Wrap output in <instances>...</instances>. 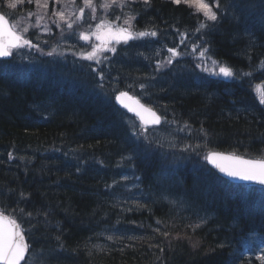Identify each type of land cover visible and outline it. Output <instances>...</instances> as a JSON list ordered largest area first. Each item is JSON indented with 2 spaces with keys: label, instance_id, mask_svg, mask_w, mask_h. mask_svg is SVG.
I'll use <instances>...</instances> for the list:
<instances>
[{
  "label": "trees",
  "instance_id": "trees-1",
  "mask_svg": "<svg viewBox=\"0 0 264 264\" xmlns=\"http://www.w3.org/2000/svg\"><path fill=\"white\" fill-rule=\"evenodd\" d=\"M232 2L241 11L240 1ZM152 4L140 14L154 26L138 31H157L176 47L181 28L193 22L181 4ZM245 5L257 13L254 19L238 27L233 18L220 17L209 26L216 38L203 36L211 54L239 69L245 68L234 57L243 55L239 44L264 56L255 34L264 0ZM189 35L194 43L195 34ZM129 50L123 51L127 65L133 63ZM177 58L144 74L120 64L97 71L52 63L17 70L0 62V209L28 230L29 264H262L256 250L264 246V188L231 184L203 157L210 150L264 157V105L257 90L264 89V70L231 68L234 78L217 81L195 70L185 54ZM121 91L149 95L144 101L157 106L171 124L161 128L169 132L137 140V121L115 103ZM177 133L185 141L175 150ZM185 145L190 149L181 151ZM201 221L195 231L190 227ZM157 227L169 237L154 232Z\"/></svg>",
  "mask_w": 264,
  "mask_h": 264
},
{
  "label": "snow or ice",
  "instance_id": "snow-or-ice-1",
  "mask_svg": "<svg viewBox=\"0 0 264 264\" xmlns=\"http://www.w3.org/2000/svg\"><path fill=\"white\" fill-rule=\"evenodd\" d=\"M23 0H9L8 7L10 9H15L17 5L21 4ZM33 0H28V3H32ZM60 0H57L59 3ZM72 3H76V0H70ZM127 0H110V3H105L102 7L108 8L110 4H125ZM184 3L189 7L194 8L195 13L202 14L206 20L208 21H217L219 19L218 13L222 10L221 0H214V4L210 5L209 0H172L174 4ZM35 3L39 7L47 8L48 0H35ZM86 6L91 7L92 11L95 12V7L93 6V0H84ZM143 4L145 6H151V0H143ZM226 11V9H224ZM83 12V8L80 9ZM28 15L31 17L34 14L29 12ZM54 15L60 17L61 20L64 19V12H54ZM39 19V18H38ZM116 20H120V16H116ZM135 19L134 16H128L124 19L123 25H115V21H102L101 24H97V29H100L102 26H107V40L105 37L101 35H97L96 38L98 40H102L103 48L110 50L112 52L116 51L115 47L108 48V40H114L117 44L123 42L127 44L130 40H138L144 37H156L158 35L157 31H133L134 25L132 21ZM126 25V26H125ZM59 27V24L57 25ZM68 28H73V24L69 23ZM209 27L204 20L199 21V26L196 29L197 32H200L203 29ZM31 29L28 27H24L22 29L19 28L18 25L10 23L4 14H0V59H7L13 57L19 49L24 47L29 48H37L38 45H35L31 42L30 39L26 38V34ZM180 36V44H184L186 40V33H179ZM80 38L83 40H88V36L84 33H80ZM179 47V45L177 46ZM177 47H169L167 51L171 54V56L166 57L165 61L158 62L157 70H160L162 67L166 66V64H171L173 62V58L178 55H184V53H180L177 51ZM100 50V46H93V52L87 54L84 58L88 60L95 59L96 52ZM55 51V49H53ZM193 51L198 52L200 58H206L207 60H211L213 65L217 64V61L213 60L210 56H208V49L204 48L201 45H193ZM47 55L51 56L53 53L48 52ZM156 55H161L159 51H157ZM166 62V63H165ZM99 63V61H98ZM198 68L201 67L200 64L196 65ZM259 67L264 69V60L260 62ZM205 71L208 69L205 67ZM93 71H97L93 69ZM215 74V73H212ZM220 74H222L226 78H234V71L226 66H220ZM101 78H103V74L100 73ZM243 75H250L249 73H243ZM131 87V85L129 86ZM141 89L145 86L143 84L140 85ZM257 90L260 92L259 101L262 105H264V89L261 88L260 85H257ZM122 98H127L131 103H125ZM116 100L120 102L123 107L127 108L129 112H135L136 116L139 117L141 121L140 130H135V125L133 124V136L136 137L137 140L143 136L144 140L148 141L147 126L148 125H161V123H169L162 115H158L156 111H153L150 107H146L141 104L138 99H135L128 95L127 92H120L116 96ZM135 105V106H134ZM145 113L149 114L150 119H146ZM188 127V125H185ZM184 129H180L183 131ZM150 143V141H149ZM175 147V145H172ZM162 147V145H161ZM191 146L185 145L181 151H188ZM199 148L200 146H195ZM195 151V148L192 149ZM200 153H197L199 155ZM12 158V153H9V159ZM208 164L212 165L215 169H217L220 173H223L227 177L231 179H236L244 182L256 183L259 185H264V157L252 159V158H244L242 156H238L235 154L225 155L219 152H208L204 154L203 157ZM131 159V157H128ZM123 179H127V177H123ZM23 193L21 194L23 198ZM23 209H20V212L23 213ZM30 217L32 214L27 213ZM157 225H160L162 222L157 220ZM203 221L201 223H197L195 225H190L195 231L200 228ZM27 231L22 226V223L19 221L18 217H16L12 213H8L7 210H0V264H29L30 258L32 256V245L28 242ZM154 232L164 236L165 238L169 237L170 233L167 231H161L159 227L153 229ZM181 237L177 236V239ZM108 239H112V237H108ZM129 239H137L136 237H129ZM142 239V238H141ZM190 239V237H189ZM153 245H150V247ZM192 247H199L198 242H193ZM161 252L164 251L163 248L160 249ZM262 261H264V257H260Z\"/></svg>",
  "mask_w": 264,
  "mask_h": 264
},
{
  "label": "bare ground",
  "instance_id": "bare-ground-1",
  "mask_svg": "<svg viewBox=\"0 0 264 264\" xmlns=\"http://www.w3.org/2000/svg\"><path fill=\"white\" fill-rule=\"evenodd\" d=\"M82 0H79V3H70L68 4V14L69 17L66 19V21L68 22H72V23H82L83 27H78V26H74L72 28L71 34H67L62 28L57 27L56 30L52 29L50 27V30H39L38 32V38H39V49H42V51L38 50L37 48H35L34 51H31L29 47H24L18 50V52L10 58L7 59H1L0 62H6L8 64V66L15 68L17 70H39V69H43L47 67V60L49 58H52V64L56 66V64H59V67H64L63 70H111L113 68L114 65L116 64H120V66L123 68V65L126 64L127 60H126V56H124V52H123V47H122V42L121 43H116L114 40H108V46H111L112 44H114V46L116 48H118V51L116 52L115 56L113 57L112 60H107V59H101L98 55L100 54L101 51H97L96 52V56L94 61H90L88 59H85L84 57L88 54V52L84 51L81 54L77 55V59L72 60L70 58H60L58 55H55L56 52L58 51L59 53H67L68 51H72L75 50V47H73V41H74V36L76 34H80V33H84V34H88L89 31H91V33L95 32L94 30L97 29L96 25L97 24H101L102 21H115V25H113V27H115L116 25H123V21L125 18H127L128 16H134L135 19L132 21V24L134 25V29L133 31H136L138 29H145V28H151V26H154V23L151 21H148L149 18L146 17L145 14H140V12H142V10L147 7L143 4V0H140L134 4H130L129 2H134L133 0H127V2L125 4H115V6L117 8H114L112 4H110V6L108 8L102 7V5H104L103 0L100 1H96L95 2V7H98L101 10H104L101 13H93L92 8L88 7L85 5L84 2H81ZM94 1V0H93ZM172 1V0H170ZM240 1V9L237 7V5H234V2H232V0H230L231 4H227L221 1V5H222V10L218 13L219 18L221 17L223 20H228L233 18L234 20V25L238 27L244 23V21H247L251 16L253 17V19L256 17L257 13L255 11H250L251 8L250 7H246V3H250V1L253 4H257L259 1L261 0H249V1H244V0H239ZM8 2L9 0H0V14H4L6 19L8 21L12 20V17L10 16V14H12L13 10L15 11V19L12 21L16 24H18V26H20L19 28L22 29V27H26L27 24V14L29 12L33 13L34 15L31 17H34L35 19H38L40 15L43 14V16L45 17L46 14L43 12L44 8L43 7H39L36 5L35 1L32 3H28L27 0H23V2L19 5H17V7L15 9H10L8 7ZM153 0H151V7L154 9L155 5L152 4ZM103 3V4H102ZM107 3H110V0H107ZM210 5L214 4V0H209ZM181 6H183L187 17H189L190 21H192L193 23L190 22L189 25L185 26L184 28H181L180 32L186 33V40L185 43L183 44L185 47H189L191 46V42L189 40V33L192 32L193 34H195V41L199 42L200 44H202L203 46L204 41H203V36L205 37L208 33H211V30L209 27H207L206 29L201 30L200 32H197L196 29L199 26V21L204 20V22L210 26L213 21H208L205 19V17L202 14L199 13H195L194 8L189 7L188 5L184 4L183 2L180 3ZM226 4V5H225ZM175 6L179 5V4H174ZM228 6L233 13L230 14V16L228 15V13L224 10L227 9ZM149 7V6H148ZM83 8V12L80 11V9ZM90 8V9H88ZM158 8V7H157ZM43 12V13H42ZM50 15H52V12L49 10L48 11ZM220 13L222 15H220ZM29 16V15H28ZM116 16H120L121 19L120 20H116ZM52 19V18H51ZM260 19V20H258ZM258 25L261 27L258 28L257 33L255 32V34L260 38L257 37L256 40H261L262 43V48H264V31L262 29H264V13L261 14L260 17H258ZM219 20V19H218ZM143 23L142 25L139 24ZM50 21H47V24H49ZM229 23V22H228ZM221 24V23H220ZM175 25H182V23H176ZM229 25L232 27V24L229 23ZM22 26V27H21ZM126 26V25H125ZM104 27V26H102ZM153 28V27H152ZM234 29H238L236 27L233 26ZM107 29V27H106ZM108 30V29H107ZM224 30V29H223ZM254 31V29H253ZM30 32H32V30H30L27 34H26V38L31 39L32 37L35 39L36 37L32 34H30ZM103 34L102 36L105 37V39H107V34L105 33V31L103 30ZM188 33V34H187ZM225 33V32H224ZM68 35V36H67ZM213 38H216L214 33H211ZM210 35V36H211ZM210 36H206L207 38H210ZM202 38V39H201ZM148 40V39H147ZM205 40V39H204ZM255 40V41H256ZM114 41V42H113ZM150 41V40H148ZM57 43L58 46L55 47V45L53 47H55L57 49V51H53L51 45L53 43ZM101 44L103 45V42H101ZM208 44V43H207ZM151 47H154L155 52H153L152 54L150 53L149 56H139V58H134L131 57L130 60L131 62L134 63L135 66H133V64H129L130 68H132V70H134L135 68H137L138 70H157V64L158 62L164 61L162 58V54L169 48V47H174V44H172L171 40H168V38H164L161 35H157L156 36V43L155 44H151ZM247 45L244 43L239 44V47H236L241 54V55H237L234 56L236 57V59H239L240 64L244 63L243 67L245 68H237V65H230L228 62H226L225 60L220 59L221 57L219 56H214L213 54H211V52L209 51L208 55L215 61H217L216 65H212V68L214 70H220V66H226L229 68H233V70H264L261 69L259 67L260 62L262 60H264V56L258 55L256 53H254L253 55H250L252 53V51L249 53L248 48L246 47ZM208 47L210 48V45L208 44ZM256 48H259V46L257 45ZM76 51V50H75ZM157 51H159L161 53V55H156ZM48 52H52L53 54L51 56L47 55L46 53ZM133 54V53H128ZM69 55H72L71 53H69ZM127 55V54H126ZM97 58H99V62ZM7 66V67H8ZM138 66V67H137ZM6 67V68H7ZM165 67V66H164ZM164 67H162L160 70H164ZM3 67L1 66L0 63V69H2ZM254 84L257 83V81H253Z\"/></svg>",
  "mask_w": 264,
  "mask_h": 264
},
{
  "label": "rangeland",
  "instance_id": "rangeland-1",
  "mask_svg": "<svg viewBox=\"0 0 264 264\" xmlns=\"http://www.w3.org/2000/svg\"><path fill=\"white\" fill-rule=\"evenodd\" d=\"M28 1V0H27ZM35 0H33V2H34ZM104 1V0H103ZM81 2H84V0H82ZM41 3H43V0H41ZM103 4V3H102ZM52 7V5L50 6V8ZM63 9H61L60 11H63L64 12V7H62ZM59 12V11H58ZM69 12H67V13H64V16H66L67 14H68ZM106 27L107 26H104V27H101L100 29H95L94 31L95 32H93V33H91V35L89 36V38H88V41H89V39L91 38V40H93L94 42H96L95 44H96V46H100V50L99 51H101V50H103V49H105V48H103V46H102V44H101V42H102V40H98L97 38H96V36L97 35H101L102 36V34L104 33L103 32V30L105 31V33L107 34V29H106ZM107 40V39H106ZM111 41V40H110ZM114 42V41H113ZM108 48H109V46H108ZM93 52V51H92ZM153 52H155V49H154V47H151L150 45H143V46H141V47H139V48H137L136 50H134V52H132L133 53V59L134 58H139V56H149V54L151 53H153ZM133 64V66H135L134 65V63H132ZM123 67L124 68H126V70L127 69H132V68H130V65H123ZM138 67V66H137ZM134 70H138L137 68H135ZM144 72L145 71H142V70H139L138 71V73H141V74H144ZM141 84H143L144 85V83H138V86L140 87V85ZM168 121V120H167ZM169 122V121H168ZM168 125H171L170 123H167ZM148 135V134H147ZM150 136H156V134H155V132H152V135H150ZM185 135H183V134H179V133H177V135L174 137V138H172V139H178L176 142H174V145H175V147H173L172 146V148L173 149H177V147H181L182 146V143H181V140H184L185 141V137H184ZM168 140H171V134L169 135V138H168ZM168 140H164L165 142L166 141H168ZM126 176H128V175H126ZM123 177H125V176H123Z\"/></svg>",
  "mask_w": 264,
  "mask_h": 264
},
{
  "label": "water",
  "instance_id": "water-1",
  "mask_svg": "<svg viewBox=\"0 0 264 264\" xmlns=\"http://www.w3.org/2000/svg\"><path fill=\"white\" fill-rule=\"evenodd\" d=\"M123 100H124V102L125 103H131V101H129L127 98H122ZM120 103V102H119ZM121 104V103H120ZM122 105V104H121ZM123 106V105H122ZM135 106V105H134ZM127 109V108H126ZM132 113H134V115H136L135 114V112H132ZM145 117H146V119H150L151 117L149 116V114H147V113H145ZM139 118V117H138ZM149 126V125H148ZM217 170V169H216ZM218 171V170H217ZM218 173L219 174H221L222 176H224V177H227L226 175H224L223 173H220L219 171H218ZM230 181H232V182H236V183H251V182H244V181H240V180H236V179H231V178H229V177H227Z\"/></svg>",
  "mask_w": 264,
  "mask_h": 264
}]
</instances>
